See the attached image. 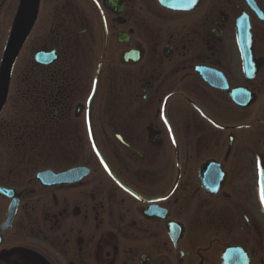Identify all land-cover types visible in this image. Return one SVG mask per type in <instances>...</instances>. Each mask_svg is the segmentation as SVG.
<instances>
[{
  "label": "flooded vegetation",
  "instance_id": "1",
  "mask_svg": "<svg viewBox=\"0 0 264 264\" xmlns=\"http://www.w3.org/2000/svg\"><path fill=\"white\" fill-rule=\"evenodd\" d=\"M23 2L0 0V70ZM165 5L38 0L0 108V264H264V0Z\"/></svg>",
  "mask_w": 264,
  "mask_h": 264
},
{
  "label": "water",
  "instance_id": "2",
  "mask_svg": "<svg viewBox=\"0 0 264 264\" xmlns=\"http://www.w3.org/2000/svg\"><path fill=\"white\" fill-rule=\"evenodd\" d=\"M160 1L162 2V4L165 5V0H160ZM37 3L38 0H24L20 22L18 23V26L7 46L6 53L0 70V108L5 99L6 89L17 49L19 48L26 32L28 31L31 25L37 7ZM178 6H179L178 3H172V6L169 5L167 7L172 10L183 9V8H179ZM249 36L250 35H249L248 25L239 22L237 26V43L241 49L245 43V38ZM244 53L245 52L243 51L242 53L243 58L244 60L247 61V59L249 58V54L248 56L244 57ZM229 96L233 101H236L237 92L235 90H231ZM68 175L69 174L53 175L51 173H43L40 176H38V180H40L43 184H57L67 179ZM263 188H264V184H263ZM261 201L264 206V200H262V191H261ZM14 212H15V206H13L11 209V216Z\"/></svg>",
  "mask_w": 264,
  "mask_h": 264
},
{
  "label": "snow or ice",
  "instance_id": "3",
  "mask_svg": "<svg viewBox=\"0 0 264 264\" xmlns=\"http://www.w3.org/2000/svg\"><path fill=\"white\" fill-rule=\"evenodd\" d=\"M262 200H264V188H262Z\"/></svg>",
  "mask_w": 264,
  "mask_h": 264
}]
</instances>
